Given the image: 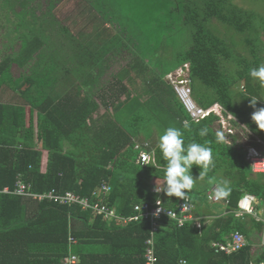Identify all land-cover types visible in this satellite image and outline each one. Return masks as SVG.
Masks as SVG:
<instances>
[{
  "label": "trees",
  "instance_id": "trees-1",
  "mask_svg": "<svg viewBox=\"0 0 264 264\" xmlns=\"http://www.w3.org/2000/svg\"><path fill=\"white\" fill-rule=\"evenodd\" d=\"M59 1L61 5L66 0L46 2L57 6ZM4 2L0 0V8L14 16V26L9 31L18 33L15 41L19 45L14 46L10 40L9 50L4 55L0 53V95L6 85L15 88L16 81L19 87L29 86L20 95L24 103L0 99V189L14 188L21 176L38 193L56 189L92 198L94 191L107 183L111 191L106 201L121 216H130L136 204L153 202L159 197L167 207L175 208L177 197L158 194L153 188L158 178L161 183L164 181L166 161L158 148L159 137L168 127H179L185 132L186 143L212 141L215 168L205 180L228 181L232 192L226 205L209 203L206 192L198 191L195 195L193 189L190 195L196 205L195 214L211 216L209 222L206 218L202 220L201 233L192 221L179 225L169 217L162 218L155 235L157 264H180L183 258L187 264H264V245L256 253L253 250L254 232L263 231L264 220L235 214L245 193L257 196L258 211L264 207V173L254 172L247 160L248 142L237 133L228 136V141L217 143L215 134L221 130L216 123L218 118L212 115L198 123L190 120L173 86L164 79L167 73L189 62L197 102L204 107L221 103L255 134L264 137V131L251 119L254 109L249 105V95L262 97L260 83L250 76V69L260 65V53L252 46L249 49L252 60L243 55L234 56L229 44L207 26V21L216 18L239 32H246L255 13L230 0H187L182 15L184 23L192 28L189 47L179 52L163 71L154 70L153 76L145 75L147 87L130 93L111 113L107 98L114 103L130 89L123 78L115 76L113 86L102 89L107 92L91 91L81 102L68 100L69 96L54 101L42 88L33 91L32 76L38 75V69L48 68L52 62L49 55L62 53L69 42L74 52L90 51L81 46L74 29L70 30L66 24L57 30L48 26L59 20L56 10L39 13L42 7L39 3L38 8L35 4L30 11L16 12L12 10L14 1L8 6ZM114 37L120 39L117 33ZM127 46L123 41H114L104 44L101 51L109 53L117 48L123 52ZM228 63H235V67L229 68ZM15 64L29 75L16 78ZM243 81L246 91L235 92L234 87ZM146 94L148 97L144 99ZM263 99L258 101V107H264ZM101 105L106 108L99 114ZM35 109L37 131L33 123ZM185 121L191 123V132L183 129ZM204 126L209 128V134L201 137L199 129ZM36 138L40 147L35 145ZM66 141L70 144L67 150ZM143 141L150 142L160 168L137 163L142 150L136 149V144ZM191 171L199 178V166L194 165ZM150 230L148 220L128 224L120 219L107 221L77 204L63 205L0 193V264H60L68 253L70 233L77 239L73 249L79 255V264H146L144 255ZM234 231L245 234L249 241L245 247L229 255L212 247L213 241H225ZM93 245H104L106 249H90Z\"/></svg>",
  "mask_w": 264,
  "mask_h": 264
},
{
  "label": "rangeland",
  "instance_id": "rangeland-1",
  "mask_svg": "<svg viewBox=\"0 0 264 264\" xmlns=\"http://www.w3.org/2000/svg\"><path fill=\"white\" fill-rule=\"evenodd\" d=\"M11 1H14V6H11L12 10L16 12L30 11L35 4V7L38 8L37 4L39 3L42 5L39 7V13L45 9L50 13L56 10L59 20L48 25L56 30L61 24L67 25L69 23L68 28L73 30L74 27L71 23H76V18L78 20L85 17L84 23L88 21L91 30L95 25L97 31L103 29L105 32L106 22H108L111 25L110 30L115 31L120 39L126 42L127 49L131 53L134 52L137 55L136 58L139 56L138 58H141L147 66L144 70L146 73L136 69L135 72L139 75L137 73H135V77L124 75L126 77L125 83L133 91L136 89L144 90V87H147L145 75L153 76L154 70L157 72V70L166 69L177 54L189 47L192 41L191 25L184 23L182 15L187 0H66L61 5L59 1L57 6L55 3L50 5L49 2H46L48 0H37V3L36 0H28V4H23L22 0H5L4 3L8 6V4H12ZM230 1L255 13L249 29L246 32H239L216 18L207 21V26L229 44L234 56L243 55L248 60H252L249 49L253 46L260 53V64L264 63V0ZM12 17L14 18L10 13L9 15L4 13L3 7L0 8V53L3 55L10 48L8 44L10 40H13L14 46L18 47L19 45L18 40L15 41L18 33L14 35L10 34L9 31L15 22ZM91 30L90 28L85 30V35L89 36ZM101 35L111 36L109 33ZM250 40L251 44L248 43ZM227 65L229 68L235 67V63H228ZM243 86L244 81L239 82L234 87L235 92H245ZM260 94L264 98V87L261 88ZM147 97V94L143 96L144 99ZM104 110L101 109L99 112ZM212 185L208 180H197L194 194L197 195L198 191L205 193ZM262 209L264 207L260 211ZM254 239L253 250L256 253L258 248L264 245V228L261 233L254 232Z\"/></svg>",
  "mask_w": 264,
  "mask_h": 264
},
{
  "label": "built area",
  "instance_id": "built-area-1",
  "mask_svg": "<svg viewBox=\"0 0 264 264\" xmlns=\"http://www.w3.org/2000/svg\"><path fill=\"white\" fill-rule=\"evenodd\" d=\"M164 79L167 83L173 86L178 99L189 114L190 120L194 122H200L201 120L214 115L218 118L217 123L219 124L221 131L224 133L227 141V137L230 135H234L237 133L242 134L248 142L246 146L247 160L251 164L254 172L264 173V150L260 148L261 146L264 148V137L255 134L243 122H241V120L237 116L232 114L221 103L216 102L208 107L200 105L193 94V88L191 85V66L189 62L183 63L176 69L167 73ZM243 88L245 90L244 86ZM149 147V142H138L136 144V149L142 150L146 154L151 155V151L148 149ZM214 187L210 188L206 192V199L212 203L223 202L228 205L229 199L218 201L213 197ZM110 191L111 186L107 183H104L99 189L94 191V193L92 194V198L82 196L75 191H66L61 193L56 189H52L44 193H38L33 191L31 184L26 183L21 176H18L14 188L6 186L3 189H0V193L31 197L39 201L48 200L63 205L77 204L82 209L93 210L97 215L102 216L107 221L120 219L125 224H128L134 221L148 220L151 225V230L150 235L146 240V251L144 255L146 264H157L155 235L161 225L162 218L169 217L177 221L179 225H182L188 221H192L199 230L202 229L203 223L200 220V217L195 214L196 205L193 202L190 194L189 201L178 198V202L175 208L167 207L164 202H162L164 210L161 211L158 216L154 215V213L158 208L161 207V205L157 204V200L160 199L163 201L162 197H159L153 202L146 201L136 204L134 206V214L130 216H121L116 211V208L111 206L106 201V197L110 193ZM158 194H163V192ZM258 202L259 200L255 194L245 193L238 202V208L235 211L236 215L239 217H244L245 215L249 214L242 209V204L250 205L253 211L255 213H258ZM168 213H170L171 215H169ZM238 213H240V215H238ZM76 243L77 239L73 234L70 233L68 246L69 250L68 253L63 257L60 264L80 263L79 255L73 249ZM248 243L249 242L247 237L242 232L234 231L230 236L226 238L225 241H214L212 243V247L219 252H223L229 255L239 251ZM183 260L187 261L186 259Z\"/></svg>",
  "mask_w": 264,
  "mask_h": 264
},
{
  "label": "crops",
  "instance_id": "crops-1",
  "mask_svg": "<svg viewBox=\"0 0 264 264\" xmlns=\"http://www.w3.org/2000/svg\"><path fill=\"white\" fill-rule=\"evenodd\" d=\"M84 20L85 17L79 18L78 20L76 18V23L73 22L71 23V25H73L74 27V32L77 34V37L81 42V46L82 45L85 46L86 48H88L90 52H87V49L83 53L74 52L71 48L72 45L69 42L68 48L65 47V50L62 53H54L49 55L48 58L52 62L48 65V68L38 69V75L32 76V78L34 77L31 80L32 88L34 92H37L38 89L40 90L42 88L46 90V92L50 96V99L54 101L66 99L69 96L68 100H75V101L77 100L78 102H81L83 99H85L86 94L91 91L96 92L101 90L100 93L107 92V91H103L102 89H107L109 85L113 86L115 76L117 78H123L125 80L126 78L124 77L125 74H127V76L132 75L133 77H135V73H137L135 71L146 70V64L142 62V59L138 57L137 59L136 58L137 55L131 53L128 49H125V51L121 53L120 51H118L117 48H114V50L109 51V53H102L101 49L103 48L104 44L109 42L112 44L114 41H117L118 43L119 41L122 42L123 40L114 37L116 32L110 30L111 25L108 22H106L107 29L106 28L104 29L105 32L103 31V29H101V31H103L101 32L96 30L95 25L91 30V27L88 26L89 22L86 21L84 23ZM69 24H67V26H69ZM89 28L91 30V33L89 36H86L85 30H89ZM103 33H109L111 36L110 37L107 36L105 37L103 35L100 36V34ZM66 49H68V51H66ZM139 62L143 64L142 65L138 64L137 67V63ZM13 70L15 72L16 78H22L25 75H29L27 73L28 71L21 69L18 64L14 65ZM137 74L139 75V73ZM27 86L29 85L25 84L24 86L19 87L17 81L15 82V88L11 87L10 85L4 86V90L1 92L0 95L1 101L17 103L21 100L20 102L24 103V99H22L20 95L23 91L27 89ZM128 87L130 88L129 85ZM127 92L128 93L124 94L120 100H116L114 103H112L113 99L107 98V102L109 103L108 109L111 111V113L112 112L114 113L121 106V104L128 99L130 93L132 95L134 91L133 89L131 90L130 88ZM99 102L101 101L99 100ZM105 108H106L105 105H101L102 110H104ZM29 109L30 106H28V111ZM98 113L100 114L102 112H98ZM33 123L37 131L38 110L36 109L33 111ZM217 126L220 129L218 123ZM143 142H148V141H143ZM35 145L36 147H40L41 145L38 138H36L35 140ZM64 149L65 150L70 149V144L68 141L64 143ZM149 149L151 150V154H152L153 150L151 149V145ZM214 186L215 185L213 184L212 187ZM209 203L211 202L209 201ZM197 216L200 217L201 221L204 218H206L208 219L207 222H209L211 219V216L209 215L207 216L197 215ZM201 231L202 229L199 230V233H201ZM103 246L104 245L102 246L93 245L92 248L90 247V249L100 250L101 247L102 249H106V247L104 248ZM91 264H95V263H91Z\"/></svg>",
  "mask_w": 264,
  "mask_h": 264
},
{
  "label": "clouds",
  "instance_id": "clouds-1",
  "mask_svg": "<svg viewBox=\"0 0 264 264\" xmlns=\"http://www.w3.org/2000/svg\"><path fill=\"white\" fill-rule=\"evenodd\" d=\"M250 76L253 80H257L261 87H264V63H261L258 67H252L250 69ZM249 96L251 97L249 105L254 109L251 113V119L257 124L259 130L264 131V107H258V101L262 97L255 95ZM183 129H186L188 132L193 130L191 123L188 121L184 122ZM208 134L209 128L207 126L199 129V135L201 137H206ZM215 135L217 143L225 142L226 138L222 131H217ZM211 143L212 141L198 143L195 140L186 143L184 130L175 126L168 127L159 137L158 142V148L162 153L163 160L166 161L163 167L164 181L161 183L158 178L154 191L157 193L163 192L169 198L175 196L179 199L189 201V194L195 188L196 181L204 180L208 177V173L215 168V157ZM154 154L155 150H153L151 155L140 151V159L137 163H143V166L153 165L157 169L160 168L159 162L154 159ZM194 165L201 168L199 178L194 177L192 174L191 170ZM209 183L215 185L213 197L216 200H226L230 197L232 189L228 181L217 183L214 178H210ZM162 202L160 199L157 200V204L161 205V207L156 210L154 215L158 216L164 210ZM241 207L244 211L254 215L258 221L264 219V209L260 213H255L248 204H242ZM168 214L171 215L170 213ZM180 264H187V261L181 259Z\"/></svg>",
  "mask_w": 264,
  "mask_h": 264
}]
</instances>
